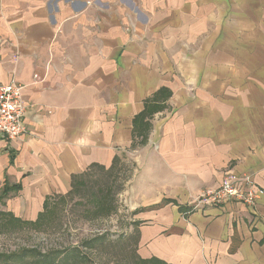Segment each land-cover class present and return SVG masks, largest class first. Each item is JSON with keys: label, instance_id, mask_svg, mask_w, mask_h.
<instances>
[{"label": "crops", "instance_id": "1", "mask_svg": "<svg viewBox=\"0 0 264 264\" xmlns=\"http://www.w3.org/2000/svg\"><path fill=\"white\" fill-rule=\"evenodd\" d=\"M12 79L27 131L0 137V205L33 218L127 149L134 263L264 264V193L192 207L231 173L264 189V0H0Z\"/></svg>", "mask_w": 264, "mask_h": 264}, {"label": "rangeland", "instance_id": "2", "mask_svg": "<svg viewBox=\"0 0 264 264\" xmlns=\"http://www.w3.org/2000/svg\"><path fill=\"white\" fill-rule=\"evenodd\" d=\"M126 28L135 30L132 24ZM128 152L113 169L89 171L66 194L49 197L33 218L25 217L27 204L16 199L0 205V210H10L23 220L0 213V264H6L4 257L20 252L28 258L27 250L69 247L84 252L81 264H139L134 263L136 229L127 199V176L133 171Z\"/></svg>", "mask_w": 264, "mask_h": 264}, {"label": "built area", "instance_id": "3", "mask_svg": "<svg viewBox=\"0 0 264 264\" xmlns=\"http://www.w3.org/2000/svg\"><path fill=\"white\" fill-rule=\"evenodd\" d=\"M21 89L22 85L14 79L0 84V137L8 141L27 131L23 121L25 102ZM263 193L264 189L255 185L250 174L231 173L218 186L209 188L203 195L196 197L192 207L219 205L227 201L252 205Z\"/></svg>", "mask_w": 264, "mask_h": 264}, {"label": "trees", "instance_id": "4", "mask_svg": "<svg viewBox=\"0 0 264 264\" xmlns=\"http://www.w3.org/2000/svg\"><path fill=\"white\" fill-rule=\"evenodd\" d=\"M8 188L4 187L2 195L7 193ZM0 195V198L1 196ZM4 216H9L13 220L22 222L20 218L14 217L10 212H0ZM24 252L4 257L6 264H81L85 261L84 252L77 247L65 248L63 250H51L48 252H41L39 250H27L28 258L23 255ZM139 264H149L147 261L140 260Z\"/></svg>", "mask_w": 264, "mask_h": 264}]
</instances>
